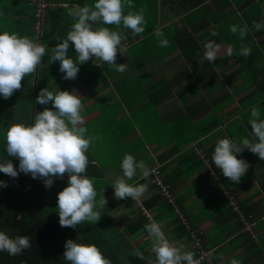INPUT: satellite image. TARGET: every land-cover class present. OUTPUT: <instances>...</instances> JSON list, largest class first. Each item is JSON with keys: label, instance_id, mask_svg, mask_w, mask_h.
<instances>
[{"label": "crops", "instance_id": "1", "mask_svg": "<svg viewBox=\"0 0 264 264\" xmlns=\"http://www.w3.org/2000/svg\"><path fill=\"white\" fill-rule=\"evenodd\" d=\"M31 1L0 0V34L7 31L33 39ZM86 1L48 0L47 51L42 65L55 73L41 88L79 95L86 138H96L86 153L85 175L95 178L96 199L104 196L107 204L95 225L82 224L97 227L90 236L85 235L88 243L82 244L96 245L112 264H156L145 231V225L154 221L163 226L174 246L183 245L195 256L185 226L202 231V248L209 251L204 264H230L233 259L240 264H264V219H260L264 215V161L248 150L238 153L237 158L245 160L249 168L235 183L223 177L211 160L218 140L252 139L249 120L253 107L259 108L264 119V29L253 27L254 22L264 24V0H153L150 13L154 17L149 20L148 16L142 34L133 36L123 26L104 25L125 37L122 43L128 47L127 56L118 53L116 63L126 64L127 71L117 72L93 57L79 65L75 80H65L59 62L50 63L51 48L58 43L57 35L66 38L71 30L74 21L67 15L68 9L83 7ZM233 24L247 25L243 40L239 33H231ZM157 28L169 46H159L154 35ZM213 30L219 35L212 36ZM210 40L221 45L219 58L200 64L204 44ZM229 45L234 48L232 57L225 55ZM241 45L251 48L249 58L239 56ZM68 56L76 60L74 46L70 45ZM31 76L22 80L18 102L10 107L14 119L9 127L34 122L40 91L31 87ZM7 107L3 105L0 113ZM45 107L52 105H39L38 112ZM9 127L0 132L1 145L6 143ZM126 154L144 161L150 171L147 178L139 170L131 180L125 178L133 186L147 185L138 200L114 197L112 183L123 177L120 164ZM210 170L222 181L223 189L231 192L240 210L257 219L252 234L242 231L239 216L232 212ZM67 181V175L54 178L53 187L44 186V190L57 203ZM137 251L144 259L134 255Z\"/></svg>", "mask_w": 264, "mask_h": 264}, {"label": "clouds", "instance_id": "2", "mask_svg": "<svg viewBox=\"0 0 264 264\" xmlns=\"http://www.w3.org/2000/svg\"><path fill=\"white\" fill-rule=\"evenodd\" d=\"M132 0H96L94 5L83 7L73 6L68 9L67 15L74 23L66 38L56 36L57 44L51 48L50 63L59 62V72L65 80H75L79 73V65L95 57L107 63L115 71H127L126 64H117V54L127 56L128 47L122 43L125 37L109 27H96L94 24L115 25L119 28L131 30L133 36L145 32V8L136 12L125 8H133ZM256 31L264 29V24L253 23ZM234 35L239 33L243 40L248 27L230 25ZM212 36L219 33L211 31ZM154 35L159 39L160 47L169 46V41L163 39V32L157 28ZM74 46L76 60L69 58V47ZM221 45L215 41L204 44V53L199 63L204 60L212 63L219 58ZM47 46L20 36L18 33L7 31L0 34V96L8 100L16 91L21 89V82L33 75L41 65L42 57L46 54ZM251 48L241 45L239 56L245 59L251 56ZM234 55V48L229 45L225 54ZM200 56V53H197ZM36 104L45 107L42 112L35 113L31 125L13 124L6 132V154L19 161V168L14 167L10 159L0 158V173L10 178H17L20 173L31 175L33 179L43 181L46 189H51L55 179L68 176L67 186L58 193L57 209L61 227L76 229L82 224L95 225L102 216L107 200L102 196L96 199L97 191L94 188V179L85 175L89 165L88 152L95 137H87L86 127H83V104L79 95L73 92H54L47 87L41 89L36 97ZM54 109V110H53ZM252 139L243 138L240 141L229 138L217 141L211 160L215 168L220 170L223 177L231 182L239 183L246 174L249 164L238 159L237 154L245 150L257 155L264 161V119L258 107L250 110ZM95 163V161H92ZM123 177H118L112 183L114 197L117 200L131 198L138 200L147 191L146 184L136 186L126 183L125 178L131 180L137 175V170L144 178L150 175L144 161L137 162L135 157L126 154L120 164ZM8 184L0 180V188ZM148 239L152 241L151 251L155 254L156 264H201L195 254L185 251L183 245L174 246L165 236L163 226L156 222L145 225ZM32 247L31 238L26 235L9 237L0 231V252H7L10 256L22 255ZM63 259L67 264H112L101 250L94 244L86 245L71 239L64 245ZM134 255L144 259V254L137 251ZM230 264H240L233 259Z\"/></svg>", "mask_w": 264, "mask_h": 264}, {"label": "trees", "instance_id": "3", "mask_svg": "<svg viewBox=\"0 0 264 264\" xmlns=\"http://www.w3.org/2000/svg\"><path fill=\"white\" fill-rule=\"evenodd\" d=\"M46 37L45 31L40 44L44 45ZM33 40L36 41L34 34ZM43 60L44 58L42 57L41 67L39 68L41 70L38 69L36 75L33 74L31 76V87H35L36 92L47 86L51 80V75L55 73L43 67ZM29 95L33 99V94ZM38 110L39 105L36 104L35 113ZM0 118L5 126H8L14 119V110L8 108L1 111ZM0 158L10 159L18 170L19 161L13 157H8L6 150L2 152ZM0 180L8 184V187L0 188V231H4L11 238L19 235L29 236L32 244V247L24 251L22 255L10 256L7 252H0V264H67L63 259L66 241L71 239L82 244V242H87L85 235L89 234L90 236L96 230L97 227L86 225H79L76 229L61 227L59 216L57 218L46 216L44 199L49 195L44 190L42 180L33 179L31 175L23 173H20L15 179L0 173ZM216 183L221 186L222 193L227 191L223 189L222 181L220 183V180H218ZM227 192L231 194L230 191ZM232 197L234 196L232 195ZM231 210L236 215L232 208ZM185 231L191 237L193 244L195 243L194 232L202 243V231L192 230L191 228H186ZM200 232L202 233L201 235L199 234Z\"/></svg>", "mask_w": 264, "mask_h": 264}, {"label": "built area", "instance_id": "4", "mask_svg": "<svg viewBox=\"0 0 264 264\" xmlns=\"http://www.w3.org/2000/svg\"><path fill=\"white\" fill-rule=\"evenodd\" d=\"M31 5L33 8V23H32V32L35 36L36 42L41 43L45 34V20H46V12L50 6L48 0H32L31 1ZM41 67V65H39L37 67L36 72L34 73L36 75L38 69ZM33 79V78H32ZM210 174L214 177V179L216 181L219 180V178L217 177L216 174H214V171H210ZM162 191L164 192V194L168 197H170L166 191L165 188L162 189ZM223 195L228 199L229 201V205L231 206V208L233 209V211L239 216V219L242 223V231L244 233H249L252 234L253 230L255 229L256 226V222L257 219L253 216V215H247L244 214L236 200L234 197H232V195L227 192L224 191ZM171 200V198H170ZM172 201V200H171ZM169 201V202H171ZM260 219H264V215L260 217ZM183 220V219H182ZM186 228H188L186 226ZM200 235L202 234L201 232L199 233ZM194 237H195V243H194V247L197 250V255H196V259H200L201 260V264H204L207 261V258L209 256V251H206L202 248L201 242H200V238L196 237V233H193Z\"/></svg>", "mask_w": 264, "mask_h": 264}, {"label": "rangeland", "instance_id": "5", "mask_svg": "<svg viewBox=\"0 0 264 264\" xmlns=\"http://www.w3.org/2000/svg\"><path fill=\"white\" fill-rule=\"evenodd\" d=\"M96 2V0H89V1H86V5H89V6H91V5H94V3ZM132 3L134 4V7L133 8H131V9H129V8H125L124 9V13L125 14H127L128 13V11H132V12H136V11H138L140 8H145L146 9V11H145V13H144V16H145V20H147V18H148V16H150L149 17V20L152 18L153 19V17H154V15L152 14V13H150V11L153 9V7H154V2H153V0H132ZM150 14V15H149ZM96 25H101V24H99V23H97V24H95L94 26V28H96ZM112 27H115V25H111ZM123 25H121V27H122ZM103 27H104V25H103ZM158 54V53H157ZM30 83V82H29ZM25 86L27 85V82L25 81ZM19 91V90H18ZM18 91H16L8 100H4L3 98H2V101L0 102V108L3 106V105H6V107H7V109L8 108H10V107H14V104L16 103V102H18V97H17V94H18ZM0 97H2V96H0ZM15 111L16 112H18L19 110H16L15 109ZM17 115V114H16ZM3 125H5L4 123H3V121L0 119V132H2L3 131V127H9V125L8 126H3ZM10 128V127H9ZM8 128V129H9ZM6 140V139H5ZM4 140V141H5ZM6 148V143H3L2 145H1V142H0V155H1V153H2V151H3V149H5ZM118 168V167H117ZM44 207H45V213H46V216H48V217H51V218H57V216H58V209H57V203H56V201H54L53 200V198L52 197H49V196H46L45 197V199H44Z\"/></svg>", "mask_w": 264, "mask_h": 264}]
</instances>
